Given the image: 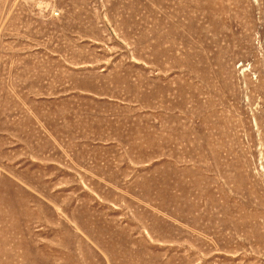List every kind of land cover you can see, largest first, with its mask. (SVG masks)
<instances>
[{
  "label": "rangeland",
  "instance_id": "obj_1",
  "mask_svg": "<svg viewBox=\"0 0 264 264\" xmlns=\"http://www.w3.org/2000/svg\"><path fill=\"white\" fill-rule=\"evenodd\" d=\"M0 264H264V0H0Z\"/></svg>",
  "mask_w": 264,
  "mask_h": 264
}]
</instances>
